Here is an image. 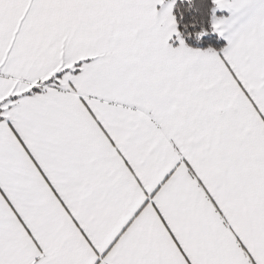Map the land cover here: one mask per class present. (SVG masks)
I'll use <instances>...</instances> for the list:
<instances>
[{
    "label": "snow or ice",
    "instance_id": "1",
    "mask_svg": "<svg viewBox=\"0 0 264 264\" xmlns=\"http://www.w3.org/2000/svg\"><path fill=\"white\" fill-rule=\"evenodd\" d=\"M0 264H264V0H0Z\"/></svg>",
    "mask_w": 264,
    "mask_h": 264
}]
</instances>
